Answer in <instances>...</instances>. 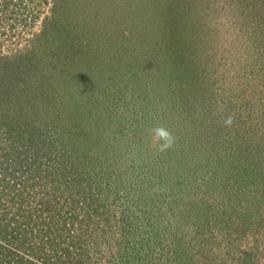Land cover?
<instances>
[{"label":"rangeland","instance_id":"rangeland-1","mask_svg":"<svg viewBox=\"0 0 264 264\" xmlns=\"http://www.w3.org/2000/svg\"><path fill=\"white\" fill-rule=\"evenodd\" d=\"M0 264H264V0H0Z\"/></svg>","mask_w":264,"mask_h":264},{"label":"clouds","instance_id":"clouds-1","mask_svg":"<svg viewBox=\"0 0 264 264\" xmlns=\"http://www.w3.org/2000/svg\"><path fill=\"white\" fill-rule=\"evenodd\" d=\"M231 122H232L231 117H229V118L225 121V124H226V125H230ZM158 131H159V135H160V137H163V138L165 139V141H166L164 147H170L171 144H172V139H171V137H170V134H169L167 131L163 130V129H159Z\"/></svg>","mask_w":264,"mask_h":264}]
</instances>
